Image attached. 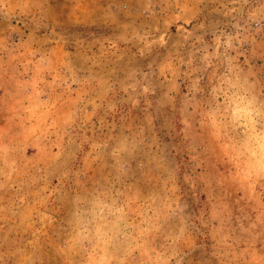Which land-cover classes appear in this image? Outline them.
I'll use <instances>...</instances> for the list:
<instances>
[{
  "label": "rangeland",
  "instance_id": "obj_1",
  "mask_svg": "<svg viewBox=\"0 0 264 264\" xmlns=\"http://www.w3.org/2000/svg\"><path fill=\"white\" fill-rule=\"evenodd\" d=\"M0 264H264V0H0Z\"/></svg>",
  "mask_w": 264,
  "mask_h": 264
}]
</instances>
